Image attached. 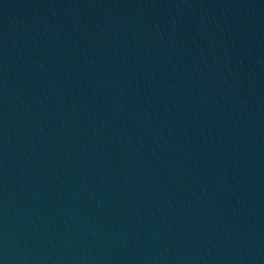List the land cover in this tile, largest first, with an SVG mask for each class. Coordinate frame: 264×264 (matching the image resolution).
Segmentation results:
<instances>
[{
	"label": "water",
	"instance_id": "water-1",
	"mask_svg": "<svg viewBox=\"0 0 264 264\" xmlns=\"http://www.w3.org/2000/svg\"><path fill=\"white\" fill-rule=\"evenodd\" d=\"M0 264H264V0H0Z\"/></svg>",
	"mask_w": 264,
	"mask_h": 264
}]
</instances>
